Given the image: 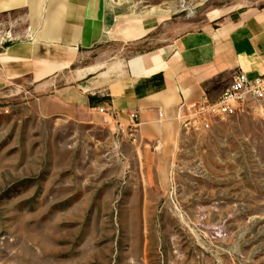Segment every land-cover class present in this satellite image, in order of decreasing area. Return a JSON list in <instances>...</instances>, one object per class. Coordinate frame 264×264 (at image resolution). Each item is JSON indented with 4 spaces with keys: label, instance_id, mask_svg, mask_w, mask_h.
Returning a JSON list of instances; mask_svg holds the SVG:
<instances>
[{
    "label": "rangeland",
    "instance_id": "374dc122",
    "mask_svg": "<svg viewBox=\"0 0 264 264\" xmlns=\"http://www.w3.org/2000/svg\"><path fill=\"white\" fill-rule=\"evenodd\" d=\"M110 1L160 27L0 86V264H264V111L150 142L82 108L77 90L264 0ZM84 68L96 73L73 82Z\"/></svg>",
    "mask_w": 264,
    "mask_h": 264
},
{
    "label": "crops",
    "instance_id": "0c3cea01",
    "mask_svg": "<svg viewBox=\"0 0 264 264\" xmlns=\"http://www.w3.org/2000/svg\"><path fill=\"white\" fill-rule=\"evenodd\" d=\"M128 12L110 0H0V86L56 76L80 64L81 52L107 42H139L160 27L152 16L145 20ZM239 71L249 80L264 74V6L234 10L181 34L132 60L116 81L77 87L79 105L110 110L124 127L134 113L136 136L162 142L181 130L191 108L216 101ZM95 73L84 68L71 79L82 82ZM57 102L67 107L65 95Z\"/></svg>",
    "mask_w": 264,
    "mask_h": 264
},
{
    "label": "built area",
    "instance_id": "2783aa9c",
    "mask_svg": "<svg viewBox=\"0 0 264 264\" xmlns=\"http://www.w3.org/2000/svg\"><path fill=\"white\" fill-rule=\"evenodd\" d=\"M252 107L264 111V74L249 80L245 73L239 71L234 74L231 84L216 101L205 99L200 105L191 108L182 128L187 131H208L215 124L225 122ZM98 112L111 116L110 110L105 108H99ZM136 118V114H130L131 123L127 129L132 136H136L138 131Z\"/></svg>",
    "mask_w": 264,
    "mask_h": 264
},
{
    "label": "trees",
    "instance_id": "16d2710c",
    "mask_svg": "<svg viewBox=\"0 0 264 264\" xmlns=\"http://www.w3.org/2000/svg\"><path fill=\"white\" fill-rule=\"evenodd\" d=\"M97 103L93 99H91V107L95 106Z\"/></svg>",
    "mask_w": 264,
    "mask_h": 264
}]
</instances>
